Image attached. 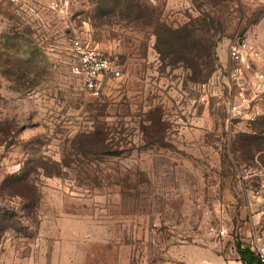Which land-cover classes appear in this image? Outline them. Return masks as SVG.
<instances>
[{
    "label": "rangeland",
    "instance_id": "374dc122",
    "mask_svg": "<svg viewBox=\"0 0 264 264\" xmlns=\"http://www.w3.org/2000/svg\"><path fill=\"white\" fill-rule=\"evenodd\" d=\"M52 1L0 0V264H243L264 115L226 121V56L264 69V0ZM75 38L120 65L98 96Z\"/></svg>",
    "mask_w": 264,
    "mask_h": 264
},
{
    "label": "built area",
    "instance_id": "2783aa9c",
    "mask_svg": "<svg viewBox=\"0 0 264 264\" xmlns=\"http://www.w3.org/2000/svg\"><path fill=\"white\" fill-rule=\"evenodd\" d=\"M51 4L58 9L63 5L60 0H53ZM71 48L72 70L81 78L90 94L100 95L109 82L121 75L120 65L90 43L75 38ZM226 57L229 96L225 105V119L231 124L255 122L264 115V69L256 62L251 45L243 36H237L228 43ZM246 172L250 178L261 180L264 166L257 162ZM260 182L251 190L255 202L247 219L249 231L245 236L243 234L240 242L241 249L248 248L257 256L253 264H264V182ZM224 231L220 229L219 233L224 234Z\"/></svg>",
    "mask_w": 264,
    "mask_h": 264
},
{
    "label": "trees",
    "instance_id": "16d2710c",
    "mask_svg": "<svg viewBox=\"0 0 264 264\" xmlns=\"http://www.w3.org/2000/svg\"><path fill=\"white\" fill-rule=\"evenodd\" d=\"M201 57V56H200ZM201 64H203V67H206V62H201ZM192 70L194 71V73H196V70L193 66H191ZM199 72L202 74V70H199ZM199 75V74H198ZM45 173H50L48 171H46ZM57 173V172H56ZM25 178H23L24 180ZM23 195V194H22ZM241 244V243H240ZM240 244L238 245L237 247V251L239 253V256H240V260L243 264H253L256 259H257V256L251 252L248 248L246 249H241L240 248Z\"/></svg>",
    "mask_w": 264,
    "mask_h": 264
},
{
    "label": "crops",
    "instance_id": "0c3cea01",
    "mask_svg": "<svg viewBox=\"0 0 264 264\" xmlns=\"http://www.w3.org/2000/svg\"><path fill=\"white\" fill-rule=\"evenodd\" d=\"M254 179H255V178H254ZM255 181H256V183H257V185H258L260 181H261L260 183L264 182V177L261 178V180H258V179L256 180V179H255ZM247 219H248V218H247ZM245 225H246V226H245V229L241 230L242 235L244 234V236H245L246 233L249 231V224H248L247 220H246V222H245Z\"/></svg>",
    "mask_w": 264,
    "mask_h": 264
}]
</instances>
